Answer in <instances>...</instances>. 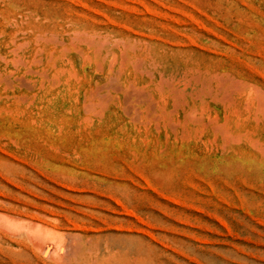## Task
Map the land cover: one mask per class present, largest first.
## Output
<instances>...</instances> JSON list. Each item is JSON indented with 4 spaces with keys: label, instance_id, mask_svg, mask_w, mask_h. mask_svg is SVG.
<instances>
[{
    "label": "rangeland",
    "instance_id": "374dc122",
    "mask_svg": "<svg viewBox=\"0 0 264 264\" xmlns=\"http://www.w3.org/2000/svg\"><path fill=\"white\" fill-rule=\"evenodd\" d=\"M0 210L94 264H264V0H0ZM0 264L55 263L0 226Z\"/></svg>",
    "mask_w": 264,
    "mask_h": 264
},
{
    "label": "bare ground",
    "instance_id": "6f19581e",
    "mask_svg": "<svg viewBox=\"0 0 264 264\" xmlns=\"http://www.w3.org/2000/svg\"><path fill=\"white\" fill-rule=\"evenodd\" d=\"M0 226L12 233L22 234L36 252L50 257L55 264H94L93 259L92 262L87 260L86 249L74 240L72 233L59 225L0 210Z\"/></svg>",
    "mask_w": 264,
    "mask_h": 264
}]
</instances>
